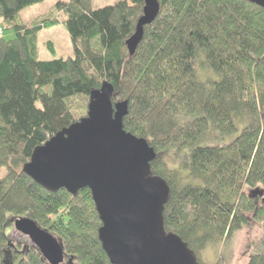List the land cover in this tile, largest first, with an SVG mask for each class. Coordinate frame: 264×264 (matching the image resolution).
<instances>
[{
	"label": "trees",
	"instance_id": "trees-1",
	"mask_svg": "<svg viewBox=\"0 0 264 264\" xmlns=\"http://www.w3.org/2000/svg\"><path fill=\"white\" fill-rule=\"evenodd\" d=\"M41 1L0 0V264H49L25 235L6 232L23 216L61 242L69 264H111L89 188L51 192L22 171L35 147L84 117L104 81L112 103H128L124 130L155 150L151 173L170 188L164 230L197 259L258 222L261 240L246 264H264V9L249 0H158L129 54L144 0L101 8L59 0L23 23L20 11ZM60 12L74 55L40 60L37 36Z\"/></svg>",
	"mask_w": 264,
	"mask_h": 264
},
{
	"label": "water",
	"instance_id": "water-1",
	"mask_svg": "<svg viewBox=\"0 0 264 264\" xmlns=\"http://www.w3.org/2000/svg\"><path fill=\"white\" fill-rule=\"evenodd\" d=\"M249 1L264 9V0ZM159 7L158 0H144L134 33L125 41L129 54ZM113 91L107 81L92 90L84 117L35 147L22 171L51 192L63 188L75 195L89 188L102 223L98 238L111 264H200L177 234L164 230L170 188L151 173L154 148L124 130L128 103H112ZM13 227L49 264L64 262L61 242L30 217H17Z\"/></svg>",
	"mask_w": 264,
	"mask_h": 264
},
{
	"label": "rangeland",
	"instance_id": "rangeland-1",
	"mask_svg": "<svg viewBox=\"0 0 264 264\" xmlns=\"http://www.w3.org/2000/svg\"><path fill=\"white\" fill-rule=\"evenodd\" d=\"M59 0H44L33 5L25 6L20 11V20L23 23H29L36 16L47 13L53 9ZM67 1V0H62ZM120 0H91L92 8H101L102 6L112 5ZM59 22L57 25L42 29L37 36V56L40 60L49 61L55 58H68L74 55L71 40L65 29L64 22L66 16L63 12L58 13ZM207 76L212 74L207 70ZM216 77V75H214ZM5 168H0V175H4ZM189 181V180H188ZM264 194V193H263ZM12 218L11 215L7 216ZM17 217H13L8 222L6 232L11 228L14 232L13 222ZM262 230L258 222H252L248 227L241 228L231 234L228 241L220 247L216 245L206 246L197 254V260L200 264H246L247 258L252 255L255 248H258L261 240ZM71 260L64 259L62 264H69Z\"/></svg>",
	"mask_w": 264,
	"mask_h": 264
},
{
	"label": "built area",
	"instance_id": "built-area-1",
	"mask_svg": "<svg viewBox=\"0 0 264 264\" xmlns=\"http://www.w3.org/2000/svg\"><path fill=\"white\" fill-rule=\"evenodd\" d=\"M1 31V30H0Z\"/></svg>",
	"mask_w": 264,
	"mask_h": 264
}]
</instances>
